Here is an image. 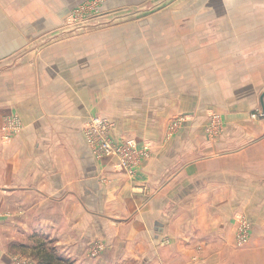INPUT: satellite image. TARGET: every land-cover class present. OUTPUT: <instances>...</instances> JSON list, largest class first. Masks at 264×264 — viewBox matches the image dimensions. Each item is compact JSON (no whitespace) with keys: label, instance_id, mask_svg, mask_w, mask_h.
<instances>
[{"label":"crops","instance_id":"obj_1","mask_svg":"<svg viewBox=\"0 0 264 264\" xmlns=\"http://www.w3.org/2000/svg\"><path fill=\"white\" fill-rule=\"evenodd\" d=\"M82 1L0 0V242L48 239L77 264H264V118L251 116L264 0H179L124 27L50 34ZM13 115L24 127L5 142ZM93 116L115 139L154 140L134 175L94 157Z\"/></svg>","mask_w":264,"mask_h":264},{"label":"rangeland","instance_id":"obj_2","mask_svg":"<svg viewBox=\"0 0 264 264\" xmlns=\"http://www.w3.org/2000/svg\"><path fill=\"white\" fill-rule=\"evenodd\" d=\"M178 1L179 0H146L143 3H140L139 0H85L82 1L78 6H76L72 10L70 15L66 18L64 25H62L60 28L56 29L55 31H51L50 34H52L54 37H64V36L68 37L72 35L74 36L77 34H81L84 31L88 32L89 28L91 31H93V29L95 28L96 29L102 28L108 30V29L124 27L126 25L137 23V21H139L144 17L160 14L166 11V9L174 6ZM54 33L56 36L54 35ZM49 40L52 39H47L44 41H49ZM263 92H264V82H263V86L261 83L260 86H257L254 89V94L257 93L256 96H261ZM208 108L210 109H207L206 115L207 117H209L210 122H211L212 114H217L222 118L223 115L221 114V112L223 111H217L216 106L208 107ZM263 112L264 109L263 111H260L258 113L254 112L253 114L259 115L260 113ZM11 119H15V120L12 121ZM187 121L188 119H186L184 115L182 116L180 115L172 119L168 125L167 136L173 137L181 128L184 127ZM15 122L16 124H14ZM176 122L179 123V125L177 128H174L172 131L171 128H173V125ZM210 122L208 123L205 129V134L209 138L212 136V123ZM23 127H24V123L22 119L18 117V115H13L6 118L2 129L3 141L11 142L16 135L22 132ZM9 131L13 133L11 138L7 136V133H9ZM223 132L224 129L220 130L218 128H215L214 133L216 134V136L210 139L216 140L220 138ZM123 138H135L138 139L140 142L149 143L151 145V149L153 148L154 142L152 141L154 140L149 138L147 140L146 139L147 137L144 138L143 136L140 137V135L136 136L133 134V136L130 135V136H125ZM152 152L153 149L151 150V155ZM241 220H243L245 224L249 227V223L246 219H244V217L236 218V222L238 223V234H239ZM19 241L23 242V238L20 239L16 238L14 241L11 242L10 246H8L9 244L6 245V243L3 244L2 242H0L1 245L3 244V246L6 247V249H0V264H41L37 252L33 251V248L34 246H36V243L38 241H34L33 244L31 245L32 247L30 248L29 247L23 248L22 246L19 247ZM48 247L54 248L55 243H53L52 245L48 243ZM54 249L58 256L64 257L65 259H69L68 256H66L59 250V248L55 247ZM3 252L5 253L3 254Z\"/></svg>","mask_w":264,"mask_h":264},{"label":"built area","instance_id":"obj_3","mask_svg":"<svg viewBox=\"0 0 264 264\" xmlns=\"http://www.w3.org/2000/svg\"><path fill=\"white\" fill-rule=\"evenodd\" d=\"M252 117L264 118V112L259 115L253 114ZM11 120L14 121L15 119ZM210 123H212V136L210 135V138H214L216 136L214 133L215 128L220 130L224 129L223 120L221 116L212 114ZM14 124H16V122ZM178 125L179 123L176 122L171 130L173 131ZM113 127L114 124L108 119L94 116L84 125L83 134L85 140L94 157L97 159L106 158L113 160L115 169L129 175H134L142 164L150 158L152 150L151 145L149 143L140 142L135 138L115 139L112 136ZM12 135L13 133L11 131L7 133V136L10 138ZM247 228L248 226L241 220L238 234V243L240 245L246 241ZM97 250L94 251L93 255H96Z\"/></svg>","mask_w":264,"mask_h":264},{"label":"trees","instance_id":"obj_4","mask_svg":"<svg viewBox=\"0 0 264 264\" xmlns=\"http://www.w3.org/2000/svg\"><path fill=\"white\" fill-rule=\"evenodd\" d=\"M48 243L52 245L53 243L48 239H42L36 243L33 251L37 252L38 258L41 264H76L71 259H65L64 257L58 256L55 247L49 248Z\"/></svg>","mask_w":264,"mask_h":264},{"label":"water","instance_id":"obj_5","mask_svg":"<svg viewBox=\"0 0 264 264\" xmlns=\"http://www.w3.org/2000/svg\"><path fill=\"white\" fill-rule=\"evenodd\" d=\"M261 102H262V104H263V106H264V94L262 95V97H261ZM264 109V108H263Z\"/></svg>","mask_w":264,"mask_h":264}]
</instances>
